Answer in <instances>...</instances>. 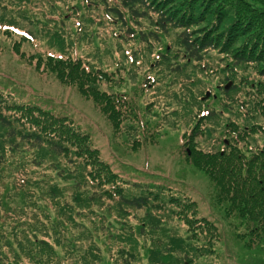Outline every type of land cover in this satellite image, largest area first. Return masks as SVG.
<instances>
[{"label": "rangeland", "instance_id": "1", "mask_svg": "<svg viewBox=\"0 0 264 264\" xmlns=\"http://www.w3.org/2000/svg\"><path fill=\"white\" fill-rule=\"evenodd\" d=\"M0 22L17 26V32L5 34L0 30L1 98L10 104L13 99L27 101L69 117L87 134L89 145L96 148L98 158L109 169L127 180L169 183L186 194L187 206L175 212L165 208L161 214L119 205L115 199L95 193L88 197L89 201L79 199L80 206L86 205L83 214L68 216L76 205L70 198L68 179L74 164L72 154L55 155L47 148L36 152L35 147L16 137L15 141L4 143L7 157L0 171V192L6 189L7 193L3 204L6 208L0 207V213L8 216L0 217V227H18L10 246L3 245L6 255L0 259L4 264H16L15 259L21 264H151L145 251L149 244L165 247L160 252L169 251L165 259L169 264H264L262 233L256 231L254 222L245 214L230 205L207 172L192 164L188 160L190 153L187 154L192 141L196 148H222L220 142L233 136L232 120L238 127L247 122L264 126L260 110L247 112L252 101L262 103V97H255L242 82V74L256 78L254 68H236L233 81L243 85L233 84L225 78L229 70L220 69L224 61L218 60L220 55L215 50L201 54L200 60L184 56L182 48L172 42L177 40L178 29H167L157 39L145 40L128 19L120 24L101 5L92 6L85 0H0ZM150 26L148 18L140 19V28ZM18 33L26 38L22 40ZM13 42L18 43L24 56L13 50ZM165 43L169 49L158 51ZM35 53L79 57L85 70L101 74L96 85L118 99L114 106L119 112V124L115 126L75 84L60 81L54 71L41 68L42 63L35 68ZM28 55H33L32 60H28ZM224 100L230 111L217 114ZM195 121L199 128L209 127V132L188 141V130ZM246 140L252 146L261 144L264 129L259 127L252 133L248 130L239 142ZM37 160L41 163L34 165ZM22 171L29 176L42 172L41 180L57 182L55 198L63 191L59 196L61 206H56V202L52 207L40 208L43 217L25 198L13 199L10 195L17 193L13 179L16 173L22 176ZM125 188L133 194L139 192ZM89 190L86 196L91 194ZM34 191L40 194L38 187ZM145 212L155 214L160 226L151 232L144 228L143 233H137V223L149 222ZM19 217L25 221L15 223ZM197 220L204 221L205 226H196ZM191 222L196 229L188 230ZM28 225L38 229V237L47 236L50 248L42 243H28ZM129 234L138 240L133 256L127 254L132 243ZM170 237L182 238L181 246L171 248ZM28 244L31 250L25 251ZM180 248L186 249L185 260L180 258Z\"/></svg>", "mask_w": 264, "mask_h": 264}, {"label": "trees", "instance_id": "2", "mask_svg": "<svg viewBox=\"0 0 264 264\" xmlns=\"http://www.w3.org/2000/svg\"><path fill=\"white\" fill-rule=\"evenodd\" d=\"M85 1L92 6L101 5L112 16L113 20L120 22V24L128 19L134 27L140 29L137 33L145 40L147 37L157 39L167 29H178L177 40L172 42L177 43L182 48V54L187 58L200 60L201 54L215 50L220 55L218 60L224 61L220 69L226 70V72L229 70V74L226 73L225 78L232 81L233 84L243 85L240 81H233L235 69H246L251 66L257 74L256 78L249 79L246 78L245 74H242V82L247 84V88L253 92L255 97H262V103L257 100L252 101L247 112L257 109L261 111L264 117V0ZM142 18H148L151 28L139 27V21ZM16 27L12 23L0 22V30L5 34L12 31L17 32ZM125 29L130 32L133 31L132 27ZM18 35L22 40L26 38L21 33ZM172 42H170L169 48ZM12 48L19 56H24V53L19 50L17 42H13ZM159 48L158 51L160 52L169 49L166 43ZM35 56V60H33L35 61V68H38L42 63L40 67H47L54 71L56 78L60 81L75 84L80 93L90 97L95 104H98L99 109L112 120L115 126L119 124V112L114 106L118 99L110 93L99 90L96 85V80L101 74L93 73L92 69L85 70L79 57L42 55L41 53H35ZM32 57L33 55L27 56L28 60H32ZM199 66L202 69V65ZM227 91L228 89L224 90V92ZM2 92L0 90V171L3 168V161L7 157L4 152V143L15 141L16 137L28 146L35 147L36 152L47 148L55 155L64 154L68 156L71 153L74 164L72 174L68 179H70L69 186L72 189L70 198L76 202V205L71 207L68 216H72V213L83 214L86 205L80 206L81 201L79 199H82V202L89 201V198L95 196V193L105 195L110 200L115 199L117 204L132 209H152L161 214L165 208L171 212L186 209V194L169 183L127 180L109 169V166L98 158L96 148L89 145L87 134L74 125L69 117L56 115L27 101L20 102L13 99V104H10L1 98ZM229 108L224 100L222 108L217 114L224 110L230 111ZM199 111L201 113V109ZM206 116L210 117L211 114ZM232 121L234 124L230 132L233 133V136L230 135L225 138L227 142L222 140L220 142L222 148H216L215 151L196 148L192 141L193 137L203 132H209L210 128L204 126L199 128L195 121L188 130V139H190L188 141H192L191 144H193V147L189 146L188 160L199 169L206 171L219 191L228 197L230 205L236 207L250 221L254 222V227L257 232L262 233L263 240H261L264 242V141L253 146L248 140L239 142L248 133V130L252 133L259 127L264 129V126L247 122L246 126L238 127L237 123ZM239 129L242 132H237ZM235 130L236 133H234ZM183 134L184 132L180 136L182 137ZM40 163L41 161L37 160L33 164L39 165ZM70 171L68 170V172ZM16 175L13 179V186L17 193L10 195L13 199L16 200L19 196L23 200L25 198L26 203L35 205L40 213H42L40 208L52 207L56 202V206H61L62 197L59 198V196L63 191L57 195V199L55 198L56 189H59L57 182L49 178L41 180L40 178L44 176L42 172L29 176L22 171V176L18 173ZM50 180L52 182H49ZM35 187H38L40 194L35 193ZM125 187L139 192L133 194ZM89 189L92 192L86 196L85 193L90 191ZM5 191L6 189L0 192V207L3 208H6L3 206L4 196L7 195ZM38 199H43V202H38ZM107 205L109 206L106 204V207ZM25 208L27 207L25 206ZM19 210L25 214L24 210ZM145 214L149 218V222L142 220L137 223L135 226L137 233H143L144 228H147L145 232H151L150 229L160 226L158 225L159 219L155 214H149V212H145ZM56 216H52V218ZM0 217L8 216L6 213H0ZM183 217L185 218L186 214H183ZM23 221L25 220H21L19 217L15 223ZM190 224L188 230L194 228L192 222ZM195 225L205 226V222L197 220ZM27 228L26 230L31 231V235L27 238L28 243H42L50 248L49 240L45 234L38 237V229L33 230L31 225H28ZM17 229V226H11L6 230L0 227V258L3 254L6 255L4 250L6 247L3 245L10 246L13 238H16ZM26 230H23L22 233H25ZM194 233L196 230H193L192 234L194 235ZM128 236L132 243L127 254L133 256L138 240L131 234ZM169 240L170 247L173 248L174 246L180 247L183 239L170 237ZM176 240H179V243ZM19 246L22 248L20 243ZM2 247L3 249H1ZM161 249H165V247L159 249L158 246L151 244L145 246L151 264H169L168 260H165L169 251L162 254ZM180 249H182L180 258L185 260L186 249ZM30 250L29 244L26 245L25 251ZM14 261L16 264H21L17 259ZM0 262L4 264L1 259ZM7 263L12 264L11 262Z\"/></svg>", "mask_w": 264, "mask_h": 264}]
</instances>
